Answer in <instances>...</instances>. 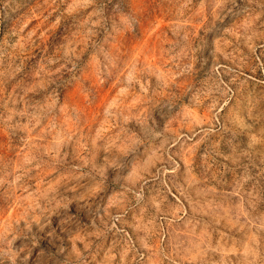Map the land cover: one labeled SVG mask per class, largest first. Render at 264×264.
<instances>
[{"label": "clouds", "instance_id": "clouds-1", "mask_svg": "<svg viewBox=\"0 0 264 264\" xmlns=\"http://www.w3.org/2000/svg\"><path fill=\"white\" fill-rule=\"evenodd\" d=\"M0 264H264V0H0Z\"/></svg>", "mask_w": 264, "mask_h": 264}]
</instances>
